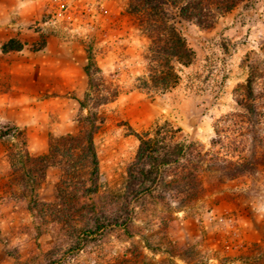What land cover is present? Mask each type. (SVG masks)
<instances>
[{
	"label": "rangeland",
	"instance_id": "rangeland-1",
	"mask_svg": "<svg viewBox=\"0 0 264 264\" xmlns=\"http://www.w3.org/2000/svg\"><path fill=\"white\" fill-rule=\"evenodd\" d=\"M135 1L0 0V264H264V170L225 181L204 171L197 199L146 197L142 207L134 202L127 228L113 226L76 248L91 208H118L135 131L169 121L211 147L216 125L224 134V114L237 109L233 92L247 78L245 63L264 41V0H244L208 28L182 21L195 59L179 66L174 87L147 93L137 77L146 73L150 40L129 11ZM18 43L20 50H3ZM88 47L121 89L98 109L97 191L72 187L63 197L65 172L53 164L36 196L25 194L6 146L23 137L38 156L52 139L78 133Z\"/></svg>",
	"mask_w": 264,
	"mask_h": 264
},
{
	"label": "trees",
	"instance_id": "trees-1",
	"mask_svg": "<svg viewBox=\"0 0 264 264\" xmlns=\"http://www.w3.org/2000/svg\"><path fill=\"white\" fill-rule=\"evenodd\" d=\"M243 1L131 2L129 11L140 17L141 29L150 40L146 54L147 70L137 77V87L147 93L174 87L181 79L179 66H187L195 59V52L179 24L193 21L200 27H211L218 14L230 11ZM21 48V43L3 46L4 51ZM86 52L84 71L87 88L80 100L78 133L52 139L48 152L38 156L30 154L23 137L6 146L11 167L20 172L25 194L36 196L46 169L53 164L61 165L65 172L62 182L66 188L60 189L63 197L80 186L97 191L100 168L94 135L99 126L98 109L115 100L121 89L106 78L92 48H86ZM245 64L247 78L233 92L237 109L224 114V134L216 125L217 136L212 140L211 147L206 148L197 139L182 137V127L169 121L142 132L135 131L139 144L127 166L118 208L109 214L91 208L87 225L77 236L76 248L97 241L104 230L113 226L127 228L135 210L134 202L142 207L146 197L164 202L174 197L183 204L197 199L205 190L202 180L204 171L210 172L219 181H225L264 170V41L258 55ZM88 182L90 186H87ZM186 250L193 251V248ZM172 255L186 258L183 253ZM170 263L176 264L174 261Z\"/></svg>",
	"mask_w": 264,
	"mask_h": 264
}]
</instances>
